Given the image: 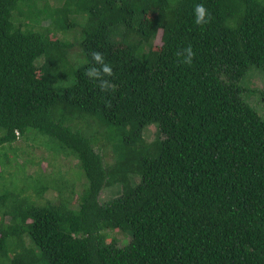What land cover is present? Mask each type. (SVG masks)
I'll return each instance as SVG.
<instances>
[{
	"label": "trees",
	"instance_id": "16d2710c",
	"mask_svg": "<svg viewBox=\"0 0 264 264\" xmlns=\"http://www.w3.org/2000/svg\"><path fill=\"white\" fill-rule=\"evenodd\" d=\"M262 72L264 0H0V145L38 130L88 179L77 208L0 187V264H264V116L244 85Z\"/></svg>",
	"mask_w": 264,
	"mask_h": 264
},
{
	"label": "rangeland",
	"instance_id": "374dc122",
	"mask_svg": "<svg viewBox=\"0 0 264 264\" xmlns=\"http://www.w3.org/2000/svg\"><path fill=\"white\" fill-rule=\"evenodd\" d=\"M47 23H49V21ZM77 31V28L69 29L67 32L57 35V37L74 43L78 37H76ZM156 43H161V35L157 38ZM74 54L83 55L82 48L73 46L69 49V56L73 64ZM43 61L44 59H42L41 62ZM84 61L85 59L83 56L80 63ZM39 62L40 59L37 63L39 64ZM69 82L70 81H60L56 84V88L59 91L63 90V87H67L73 83V79L71 84ZM244 85L256 91L253 93L259 91L261 94L262 90H264V72H262V74H252L249 78L244 80ZM247 92L249 93H246L245 97L250 103V91ZM260 94L257 93L259 96ZM257 95H253V99L251 100L252 104H250H254L253 106L255 109L264 116V112L258 110L259 108L263 111L264 105ZM157 136H159V125L156 123L149 125L144 131V137L148 142H153ZM101 138L102 143L96 146L97 151L103 150L106 155L107 163H114L115 160H117V142L111 139V135H104L101 136ZM103 143L105 144V148H102ZM60 149H62L61 146L54 139L35 129H29L22 138L14 143L0 145L1 189L10 188L12 186L15 187V183L19 184L20 181L24 180L22 178L24 177L26 183H30L28 185H38L39 188L45 186V189L41 192L37 189L35 190L32 186L28 187L25 191V195H29L30 198L36 200L38 204L48 201L57 203L60 202L61 199L67 198L71 206L77 208L80 196L88 183V179L74 156L66 154L56 155L59 154L58 151H60ZM23 186H25V184ZM111 197H113L111 188L106 187L101 193L100 200L105 203L109 201ZM10 219L11 216L7 215L6 221L9 222ZM109 233L118 237L121 245H124L125 241L130 239L126 232L109 230Z\"/></svg>",
	"mask_w": 264,
	"mask_h": 264
}]
</instances>
